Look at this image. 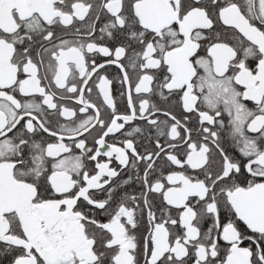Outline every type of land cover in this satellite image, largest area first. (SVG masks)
<instances>
[{
    "label": "snow or ice",
    "instance_id": "1",
    "mask_svg": "<svg viewBox=\"0 0 264 264\" xmlns=\"http://www.w3.org/2000/svg\"><path fill=\"white\" fill-rule=\"evenodd\" d=\"M0 264H264V0H0Z\"/></svg>",
    "mask_w": 264,
    "mask_h": 264
}]
</instances>
